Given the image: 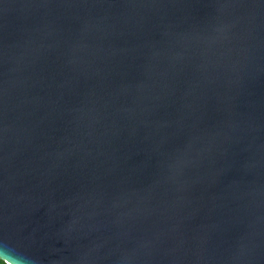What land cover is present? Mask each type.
Wrapping results in <instances>:
<instances>
[{"label":"water","instance_id":"1","mask_svg":"<svg viewBox=\"0 0 264 264\" xmlns=\"http://www.w3.org/2000/svg\"><path fill=\"white\" fill-rule=\"evenodd\" d=\"M0 249L264 264V0H0Z\"/></svg>","mask_w":264,"mask_h":264},{"label":"clouds","instance_id":"2","mask_svg":"<svg viewBox=\"0 0 264 264\" xmlns=\"http://www.w3.org/2000/svg\"><path fill=\"white\" fill-rule=\"evenodd\" d=\"M9 261H11V264H25L20 258L12 256L9 251L0 249V262L9 264Z\"/></svg>","mask_w":264,"mask_h":264},{"label":"trees","instance_id":"3","mask_svg":"<svg viewBox=\"0 0 264 264\" xmlns=\"http://www.w3.org/2000/svg\"><path fill=\"white\" fill-rule=\"evenodd\" d=\"M0 264H2V262H0Z\"/></svg>","mask_w":264,"mask_h":264}]
</instances>
